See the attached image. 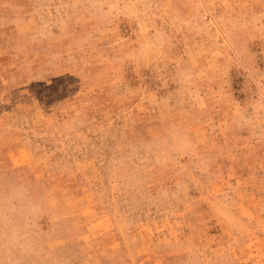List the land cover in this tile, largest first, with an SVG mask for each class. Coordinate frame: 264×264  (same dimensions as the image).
<instances>
[{"label":"rangeland","instance_id":"1","mask_svg":"<svg viewBox=\"0 0 264 264\" xmlns=\"http://www.w3.org/2000/svg\"><path fill=\"white\" fill-rule=\"evenodd\" d=\"M0 264H264V0H0Z\"/></svg>","mask_w":264,"mask_h":264}]
</instances>
